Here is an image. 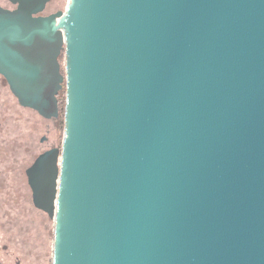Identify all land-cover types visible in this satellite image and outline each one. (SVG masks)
Returning a JSON list of instances; mask_svg holds the SVG:
<instances>
[{
    "label": "water",
    "instance_id": "obj_1",
    "mask_svg": "<svg viewBox=\"0 0 264 264\" xmlns=\"http://www.w3.org/2000/svg\"><path fill=\"white\" fill-rule=\"evenodd\" d=\"M14 1L0 73L65 87L52 264H264V0Z\"/></svg>",
    "mask_w": 264,
    "mask_h": 264
},
{
    "label": "flooded vegetation",
    "instance_id": "obj_2",
    "mask_svg": "<svg viewBox=\"0 0 264 264\" xmlns=\"http://www.w3.org/2000/svg\"><path fill=\"white\" fill-rule=\"evenodd\" d=\"M6 1L8 3L4 4L3 0H0V5L8 9L17 7L14 0ZM51 1L39 15L53 13L46 12ZM63 56L62 54L60 61ZM2 87L7 95L0 101V148L4 152L0 153V160L7 161L4 157L9 158L8 170H11V178L7 181V187L10 189L14 187L13 184L18 180L16 177H20L23 182L21 189L27 195L29 204L49 214L47 207L55 187L48 179L54 174L56 177L59 168L64 132L65 87L58 95L57 112L47 115L36 108L21 104L11 91L7 79L0 73V89ZM31 137H34L32 142L29 141ZM5 146L7 147L4 148ZM51 158V163H48ZM25 161L29 163L25 165ZM4 170L5 167L0 169V174H4Z\"/></svg>",
    "mask_w": 264,
    "mask_h": 264
},
{
    "label": "rangeland",
    "instance_id": "obj_3",
    "mask_svg": "<svg viewBox=\"0 0 264 264\" xmlns=\"http://www.w3.org/2000/svg\"><path fill=\"white\" fill-rule=\"evenodd\" d=\"M3 2L8 3L6 0ZM66 4L67 0H52L46 12L64 10ZM61 61L64 65V56ZM0 90L1 101L7 94L3 87ZM34 137L29 141L32 142ZM0 153H4L1 148ZM4 158L7 161L0 160V169L5 167L4 174H0V264H52L54 219L50 214L41 212L29 204L27 195L21 189L23 182L20 177H16L18 180L13 184L14 187H7L11 170H8L9 158ZM51 161L52 158L48 163ZM24 163L27 165L29 161ZM49 180L53 184L55 174Z\"/></svg>",
    "mask_w": 264,
    "mask_h": 264
}]
</instances>
